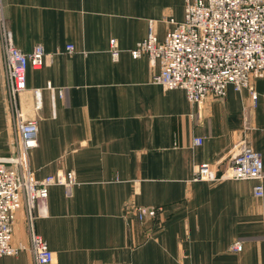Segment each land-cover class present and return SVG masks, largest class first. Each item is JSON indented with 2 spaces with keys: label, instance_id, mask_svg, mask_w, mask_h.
I'll list each match as a JSON object with an SVG mask.
<instances>
[{
  "label": "crops",
  "instance_id": "1",
  "mask_svg": "<svg viewBox=\"0 0 264 264\" xmlns=\"http://www.w3.org/2000/svg\"><path fill=\"white\" fill-rule=\"evenodd\" d=\"M0 3L15 45L47 52L42 67H28L18 98L25 117L38 119L31 169L38 179L74 170L79 181L70 195L51 186L36 208L35 230L54 252L47 264H264V196L254 195L255 182L194 179L202 163L222 161L225 169L244 144L264 167V77L253 81L255 101L248 88L229 86L200 108L185 90L155 83L159 67L131 51L151 24L164 40L170 19L184 20L185 0ZM8 91L0 27V155L15 151ZM141 206L164 211L142 222ZM15 237L29 243L24 209ZM236 241L239 251L231 248ZM0 264L36 262L27 249Z\"/></svg>",
  "mask_w": 264,
  "mask_h": 264
},
{
  "label": "built area",
  "instance_id": "2",
  "mask_svg": "<svg viewBox=\"0 0 264 264\" xmlns=\"http://www.w3.org/2000/svg\"><path fill=\"white\" fill-rule=\"evenodd\" d=\"M185 17L181 22L170 19L173 27L164 40H159L151 24L148 35L139 41L132 54L147 55L159 67L153 81L165 89L185 90L192 105L202 107L210 98L227 94L229 86L236 90L248 88L255 101L258 97L253 81L264 77V0H185ZM0 27L5 64L9 78L7 103L15 127V151L0 155V257L31 250L36 264L52 263L54 252L35 230L36 208L44 203L49 189L64 186L71 194L79 184L74 170H59L38 179L30 166L29 153L39 144L37 118L27 119L19 108V95L27 89V69L45 64L47 52L41 44L25 53L13 42L5 25L0 3ZM66 50L72 52V44ZM113 59L119 49L110 41ZM201 137L194 142L202 143ZM224 160V159H223ZM202 163L195 171V180L216 182L223 179L253 180V193L264 196V167L261 156L247 145L232 154L231 161L221 170L220 163ZM25 210L29 243L16 240L17 212ZM163 206L137 208L140 221L156 219ZM233 250L242 243H233ZM113 264H130L116 262Z\"/></svg>",
  "mask_w": 264,
  "mask_h": 264
},
{
  "label": "rangeland",
  "instance_id": "3",
  "mask_svg": "<svg viewBox=\"0 0 264 264\" xmlns=\"http://www.w3.org/2000/svg\"><path fill=\"white\" fill-rule=\"evenodd\" d=\"M9 30V29H8ZM9 32L11 33V31L9 30ZM11 35H12V33H11ZM12 38H13V35H12ZM116 40V39H115ZM13 42H14V40H13ZM117 42V41H116ZM42 45V44H41ZM43 46V45H42ZM44 47V46H43ZM45 49V48H44ZM134 49V48H133ZM46 51V50H45ZM132 52V51H131ZM133 55V54H132ZM119 58V57H118ZM46 62V61H45ZM164 211V210H163Z\"/></svg>",
  "mask_w": 264,
  "mask_h": 264
}]
</instances>
